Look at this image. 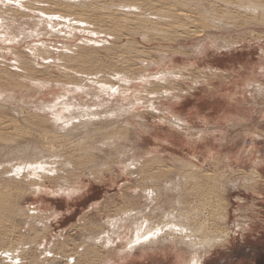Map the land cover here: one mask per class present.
<instances>
[{"label":"rangeland","instance_id":"374dc122","mask_svg":"<svg viewBox=\"0 0 264 264\" xmlns=\"http://www.w3.org/2000/svg\"><path fill=\"white\" fill-rule=\"evenodd\" d=\"M88 1L99 10L90 16L95 28L88 30L98 34L78 32L80 40L71 44L79 47L65 56L84 50L87 57H98L94 65L74 67L93 75L74 73L56 59L39 58L34 77L50 84L43 86L48 91L43 93L21 80L12 44L0 42V89L14 94L12 100H0V258L13 247L24 249V262L34 259V264H66L67 256L74 264H176L170 243L123 256L106 248L102 241L110 219L142 210L146 206L142 191L160 189L159 200L150 206L161 208L156 210L160 211L158 221L171 211L185 212L189 218L199 211L209 216L211 225L206 226L207 234L196 237L227 235L223 244L206 253L202 264H264V0ZM120 4L138 10L116 7ZM240 4L253 12L234 8ZM122 9L129 12L119 14L117 10ZM33 14L34 18L39 13ZM16 19L14 25L28 29L21 24L24 18ZM101 20L105 25L99 23ZM87 37L107 43L86 50L81 48V38ZM32 41L40 45L36 39ZM32 41L25 40L16 51L25 56ZM46 41L55 54L65 43L60 38ZM96 65L102 71L101 80L114 86L109 95L115 96L101 94L96 100L86 95L87 99L80 91L83 96L78 100L98 109L102 116L120 106L126 110L133 106L126 118H112L110 122L106 118H81L69 127L62 125L61 130L50 116L35 110L38 104L53 102L73 85H89ZM165 70L175 72L176 81H163ZM123 74L132 79L125 98L120 95L123 93H116L117 87L126 88L116 79ZM136 90L141 104L132 99ZM166 91L171 98H178L172 99L169 114L163 100ZM170 116L183 121L180 130L171 128ZM125 135L130 136L124 139ZM38 151L47 164L56 163L51 166H57L61 176L45 179L39 194L21 175L13 179L5 172L29 156L35 159ZM135 156L145 158L146 170L155 178L137 180L138 172L122 169ZM153 158L156 162L149 161ZM67 160L72 165L61 167L60 163ZM171 179H179L180 192L175 187L164 192L163 182ZM62 181L69 184L64 187L67 190L54 192ZM38 209L43 213L32 212ZM45 243V249L50 248L56 259H42Z\"/></svg>","mask_w":264,"mask_h":264},{"label":"bare ground","instance_id":"6f19581e","mask_svg":"<svg viewBox=\"0 0 264 264\" xmlns=\"http://www.w3.org/2000/svg\"><path fill=\"white\" fill-rule=\"evenodd\" d=\"M90 3L91 2L88 0L87 1L86 0H0V42L12 44L11 47H12V49H14V53L16 52L15 55H14V53L12 55L17 57V60H16L17 65H15V66H17V68H19V70L22 71V73L20 75L21 80H24V82H26V81L30 82L29 84H30V87L32 89H38L39 91H42V92H43V90L47 91L46 90V87H47L46 84H48V83H44L42 81H39V80L35 79V77H34L37 74L35 70L37 67H39V64L37 61L39 58L43 61L46 59H52L53 62H55L54 59H56L59 61L58 64L63 66L65 69L71 70L74 73H80L83 75L85 74L86 77L93 75L92 72L87 73L89 71H87L85 69H82V68L75 69L74 67L76 65H79V66H84V65H88V64L94 65V64L99 62L98 57L97 58L96 57H87L85 55L84 50L77 52L76 54L74 53V54H72V56H65V55H69L67 52H69V53L73 52V47L74 48L79 47L78 45H80V44H78V45H76V44L72 45L71 44L75 41L80 40L79 38H77L78 32L79 33L80 32L85 33L87 31L86 33L89 32L88 35H91V34L97 35L98 34V33L94 32V30H88L90 26L95 28V25L93 23H91V21H90V16L97 15L98 11H99L98 8L94 7L93 4H90ZM52 6L56 10L52 9L51 8ZM116 7L128 8V9L132 8V9H135V11L138 10V8H136L135 6L125 5V4L116 5ZM234 8L238 9L239 11L251 10V8L248 5L244 6L242 4L236 5V6H234ZM117 11L119 12V14H122V15H125L124 14L125 12L126 13L129 12L128 10L124 11V9L117 10ZM130 11H131V9H130ZM34 12H37L39 14H37V15L35 14V17L33 18V17H31V15ZM101 13H102V11H101ZM162 16H163V14H162ZM17 17H19L21 19H23V18L25 19V20L21 21V24L28 25L29 26L28 29H27V27L24 28L25 26L23 27L20 24L17 26L14 25L15 24L14 22L17 21V19H16ZM26 19L28 20V23L26 22ZM156 20H158V18ZM162 21H163V19H162ZM99 23H101V24L103 23V25H105L104 24L105 22H102V20ZM109 23H111L110 20H109ZM221 23H222V21H221ZM83 25H85V27ZM98 28H99V26H98ZM56 38H60L62 40H65V43L62 44L61 49L58 50L57 53L55 54L54 51H52L51 49L48 48L49 45L47 44L46 40H52V39H56ZM35 39L40 42V45H33L32 44L33 43L32 40H35ZM43 39H44V41H43ZM81 39H82L81 45L83 46L81 48H83V49H86V48L94 49L95 44H97V46H98V43H101L103 45H104V43H107V40L106 41H97V40H92L89 37L81 38ZM25 40H30L32 42H30L28 44V48H29L28 54H26L25 56L24 55L22 56L21 55L22 53L18 52L19 50L16 51V48H18V46L21 45V43L25 42ZM30 44H32V45H30ZM91 44H93V45H91ZM98 47H100V46H98ZM98 47H97V49H98ZM4 52H5V50H4ZM16 54H18V55H16ZM0 56L2 57V55H0ZM6 57H7V55H6ZM124 63L126 64L127 61L125 60ZM57 67H59V66H57ZM93 68H95V71H94L95 74H94V78L89 79L90 80L89 85L87 83V85H85V84L81 85L80 84V85H73V88L72 87H70L68 89L65 88L66 90L63 89L64 91L62 93L58 94L57 97L54 98L53 102H46V103L42 102L41 104H38L37 106H35V108H36L35 110H37L38 112H43V115L47 114L48 116H50V120L53 123V125H58V127H60L61 130L63 127L62 125L68 126V124L73 123V120L79 121V120H81V118H89V121H90V119H91V121H92V119L94 121L95 118H99V119L106 118V120H108L109 122L112 121V118H114V119L126 118V116L128 115V112H130L134 109L133 106H131L130 110L120 108L121 106L120 107L116 106L117 108L107 111L102 116L101 114H97L98 109L93 110L89 105H87V106L84 105L85 102L80 103L81 100H78L79 97L82 98L83 93H85L86 98H87V96H89L90 99H92L94 97V99H96V100H99V97L101 94L102 95L105 94V95L109 96L110 98H113L115 96V95H109L108 91L109 90L113 91L114 86L109 84L108 82L101 80V78L103 76H101L102 71L100 70V68H98L97 65L92 67V69ZM80 69L82 70V72L80 71ZM42 70H43V68H42ZM85 71H87V72H85ZM66 72L68 73V70ZM162 75H163V77H162L163 81H165V82L169 81V80H173L174 78H177V75H175V72H173V71L169 72L168 70L167 71L165 70V72H163ZM85 78H83V79H85ZM162 78H160V79H162ZM116 79L118 80V82H124L126 84L125 85L126 88H123V87H117L116 88V93L117 94L123 93L120 95H122L125 98L126 96H124V92L130 91V87L128 85L130 84V82H132V79L128 78V76L125 74H123L120 78H116ZM156 81L158 82V80H156ZM83 83H86V82H83ZM145 83L148 85L150 84V82H145ZM48 85H50V84H48ZM95 85L97 86L96 88L94 87ZM43 86H46V87L44 88ZM51 86H49V89L51 88ZM62 86H63L62 88L65 87L64 85H62ZM60 87H58V88H60ZM62 88H60V89H62ZM80 91L82 94H80ZM95 91H97V93ZM25 93L28 94V91H26ZM41 93H39V94H41ZM139 93L140 92L136 90V91H134L133 96H132V99H134V101H136V104L142 103ZM27 94H25V96ZM45 94H47V93H45ZM163 94H164L163 98H165L163 100H165L167 102L168 110H169V109H171V106H173V104H174L172 99L178 100V98H176V97L171 98L172 97L171 94L167 91L164 92ZM76 97H77V99H76ZM12 98H14V94L7 93L6 91L0 89V100L1 101L2 100H9V99L12 100ZM124 98L122 99V103H123ZM169 98H171L170 101L168 100ZM48 101H51V100H48ZM110 105H111V103H110ZM169 112H171V111L169 110L167 113L169 114ZM170 118H173L172 123L169 121V123L171 124V128H173V129L178 128L179 129V123H181L183 121H180V119H177V118H179L178 116H176V117L170 116ZM113 123H115V122H112L111 125H109L108 127H111ZM127 125H128V123H125V126H127ZM128 127H131V126L128 125ZM60 131H58V132H60ZM63 131H64V128H63ZM58 132H56V133H58ZM79 132H81V131H79ZM129 136L130 135H125L124 139L129 138ZM122 138L123 137L121 136L120 140ZM118 140L119 139H117V141ZM101 141H102V139H101ZM106 141L109 142V139L108 140L106 139ZM103 142H105V140H103ZM119 143H121V142H119ZM113 146H115V145H113ZM130 151H129V153H130ZM40 153H41V151H38L35 153L34 157L36 156L37 159L36 158L32 159L31 156H29L25 161H21L20 159H18V160H20L19 163L15 164L13 166H10L8 168L9 170L5 169V172H7V174L13 175V177H12L13 179H15L21 175V178H23V180L25 179V180L29 181V184L27 186L28 187L29 186L34 187L35 192H37L38 194H39V192L42 191L43 182L45 181V179H48V178L60 179L61 178V176H59L60 170L56 168L57 166L56 167L51 166V165H55L56 163L47 164L46 163L47 159H46V161L43 160L45 157L44 158L39 157ZM94 153H96V152H94ZM111 155L109 157H111ZM126 155L127 154L125 153L124 157ZM129 155H132V153ZM135 158H136V156L132 157L131 159H129L128 162H126V164L122 163L123 164L122 169L127 171V172L130 171L129 173H131V171H133V170H135V173L138 172L137 173L138 177H136L137 180L139 178L141 179V177H142V181L146 180V179L151 180V179L156 177V175L154 176L152 173L150 174L146 170L149 167L146 166L147 161L145 160V158L142 160L141 159H135ZM155 160L156 159L153 158V159H150L149 161L156 162ZM120 161H122V160H120ZM70 164L71 163L67 160L66 163H63V164L60 163V166L66 167L68 165L70 166ZM57 165H59V163ZM71 167H73V166H71ZM96 167H99V166H96ZM101 167H102V165H101ZM93 169H95V168H93ZM132 174H133V172H132ZM252 175L257 176L255 173H253ZM10 178H11V176H10ZM252 179H253V177H252ZM166 181L167 182H163V184H162V186L164 187L163 188L164 192L165 191L166 192H169V191L172 192L173 187H175L176 191H179V192L181 191V185H180L181 182L179 181V179L173 180V181L171 179L170 182H168V180H166ZM64 182L65 181H62L61 183H59L60 185H58V188L54 192H57L60 190L62 191L63 189H66L67 188L66 186L69 184H66ZM179 182H180V184H179ZM172 183H174L173 186H171ZM64 187H66V188H64ZM170 187H172V189ZM196 187H198L197 189H199V186H196ZM68 191H69V189H68ZM68 191H67V194H68ZM69 193H71V192H69ZM142 193L141 194L144 196V201H145L144 204L146 203V206L142 210L139 209L135 212L131 211L129 213H125L119 217L110 219V221L108 222L109 223L108 224L109 225V231L107 233H105L103 240H102L106 248H109L110 250L111 249L112 250H118L121 253H123L122 254L123 256H125V255L129 256L130 254H133L134 252H136V250H138V249H139V251H140V249H143V251H144V249L145 248L147 249L148 247L150 248V247H153L155 245L159 246V244L164 245V243H170L171 246H173L175 249L176 264H202V260L208 251L214 249L216 246L221 245L226 241L225 240L226 239L225 236H227L226 234H222V235L217 234V235H213L209 238L206 236H203L201 238L196 237L197 234H199V235H202L203 233H204V235L207 234L206 226L211 225V223H210L211 220H209V216L205 217L206 215L203 216L202 213L199 211L193 212L196 215V217L193 216L195 218H193V217L189 218V215L185 212L184 213H181V212L177 213V211H175L176 213L173 211H171L170 213L162 212V214L164 213L163 214L164 217L158 221V218H157L158 215L157 214L160 211L158 213H157V211L161 210V208L159 207L156 209V206H155L154 209H150L151 208L150 206L154 202H157L156 201L157 199L159 200L158 196L161 194L160 189H156V190L144 189L142 191ZM68 196H70V194ZM0 204H1V201H0ZM155 205H156V203H155ZM144 211H145V213H144ZM32 212H34L37 215L43 213L42 210H40V209L32 211ZM11 213H13V212H11ZM35 214H33V215H35ZM12 216H13V214H12ZM214 216H216V215H214ZM50 217H51V215H50ZM152 218H153V220H155L154 222L150 221V219H152ZM100 235H101V233H100ZM98 243H100V241H98ZM45 245H46V243L42 245L43 246L42 249H44L43 250L44 252H42L44 254V257L42 259H44V258L46 259L47 257H50V256L53 257V259H56V255H54L53 251L50 248L47 251V249H45ZM23 252H24V249H23V251L22 250L20 251V250H18V248H13V247L6 249L4 252H2V253H4V257L0 258L1 259L0 264H24V263L25 264H34V263H36V261L34 259L28 260V262H24V257H25L24 255L25 254ZM54 256H55V258H54ZM27 258H29V257H27ZM69 260H71V261H69ZM66 264H74V259L67 256ZM108 264H109V262H108ZM110 264H111V262H110Z\"/></svg>","mask_w":264,"mask_h":264}]
</instances>
